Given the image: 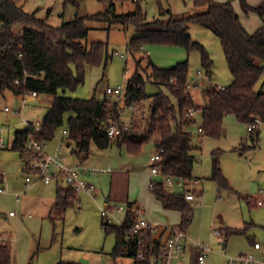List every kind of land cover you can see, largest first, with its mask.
Returning <instances> with one entry per match:
<instances>
[{"label":"rangeland","instance_id":"374dc122","mask_svg":"<svg viewBox=\"0 0 264 264\" xmlns=\"http://www.w3.org/2000/svg\"><path fill=\"white\" fill-rule=\"evenodd\" d=\"M111 1L78 0V5H74L66 4L65 0H24L23 4L26 11L47 18L53 26H60L77 14L105 11ZM114 2L120 14L135 10L137 3L133 0ZM195 2L196 0H141L149 20L159 17L161 10L167 11L165 17L171 14L180 17L205 9L196 6ZM232 2L246 24L250 25L259 20L262 25L263 18L257 11L242 10L240 0ZM86 24L89 32L82 39L83 43L90 46L94 41L107 42L108 59L98 66H87L84 82L75 89H60L59 94L78 98L95 97L99 100L112 97L107 93L108 87L121 86L123 91H126L128 80L135 72L137 63L140 64L141 71L149 72L150 61L160 67H170L188 60L189 81L202 82L199 87L190 88L195 102L200 106L208 102V90L213 87H226L233 82L234 77L219 36L198 22H191L189 30L192 40L202 44L213 60L211 77L201 65V51L198 48L188 51L180 45L145 43L144 50L140 46L130 49V39L137 33L135 26L119 22L111 24L104 19H86ZM14 31L21 34L22 25H17ZM261 84L262 81L259 82V85ZM145 89L151 96L142 103L135 104L134 109L125 105V102H120L117 95L113 96L123 105L122 121L129 125L144 126L150 115L152 95L160 89L168 92L165 87H158L151 81H147ZM52 102L53 95L45 94L23 104V96H17L11 89L0 90V136L4 138L5 143L0 146V169L3 173L0 186L6 189L5 193H0V233L7 236V242L10 241L13 264H132L131 257L115 259L112 256L117 238L114 232L105 233L101 207L123 205L127 208L128 203L123 199V195L129 191L131 201L137 199L142 204V209L146 210L147 198L156 197L149 187L151 156L157 151L156 144L151 139L143 145L139 153H130L125 145L118 147L111 144L109 147L100 148L93 143L89 158L84 160L83 165L110 167L113 171L82 174L83 179L96 186L94 194L79 191L77 199L69 207H54L58 187L67 186L64 179L60 177L50 183L37 179V173L32 171L34 169L28 171L25 168L26 161L32 160L34 156L28 151L11 148L15 130L26 126L24 119L35 124L42 122ZM194 116L196 122L186 128L192 130L195 142L200 144L199 149L193 150L196 156L193 175L194 178H199V183L192 180L188 185L192 190L201 191L202 195L198 197L199 205L196 201H191L193 216L186 230L192 240L209 245L207 264H228L229 256L252 250V241L264 243V204H257L258 199L264 200V123L258 127L259 139L253 141L248 123L229 114L224 118L221 136L212 137L198 130L202 123L201 112ZM60 145V153L64 155L63 162L74 166L79 157L67 144L63 127L56 131L53 139L45 142L44 152L53 156ZM215 156L229 187L221 186L213 179ZM121 169L126 172V177L116 185L115 190L120 197H112L107 202L106 197L111 194L113 174ZM52 171L55 172V169L52 168ZM27 176L33 178L29 187ZM169 189L181 191L182 188ZM158 207L170 218L169 221L164 219L160 223L169 222L179 226L182 221L180 211H166L161 209L160 205ZM147 209L149 211V208ZM126 210L116 213L120 220L124 219ZM228 227L244 228L245 233L232 235L227 239L224 235L217 237L213 234V230L222 231ZM224 240L228 241L226 247H223ZM188 259L189 257L185 259L184 264H191Z\"/></svg>","mask_w":264,"mask_h":264},{"label":"trees","instance_id":"16d2710c","mask_svg":"<svg viewBox=\"0 0 264 264\" xmlns=\"http://www.w3.org/2000/svg\"><path fill=\"white\" fill-rule=\"evenodd\" d=\"M23 1L0 0V90L11 89L16 95L32 91L41 95L51 94L53 102L40 129L37 130L36 124L31 122L15 130L11 146L14 150L26 151L29 133L45 143L53 139L56 131L62 127L67 130V144L82 160L89 157L93 143L100 148L117 143L125 145L130 153H139L143 145L153 139L157 149H164L159 162L163 172L183 177L190 182L195 179L193 169L196 156L193 150L199 149L200 144L195 142L192 130L186 128L196 122L195 116L187 114L189 108L201 112L200 132L212 137L221 136L224 118L229 114L248 124L256 117L264 120V0L257 7L251 6L248 0H240L244 11L255 10L263 18V24L254 32H249L244 26L232 0H196V6L205 8L203 11L188 16L171 14L165 17L167 11L161 10L160 16L153 20L147 19L141 0L137 1L135 10L122 14L117 12L116 2L112 0L105 11L77 14L60 26H53L47 18L26 11ZM65 3L78 5V0H65ZM86 19H104L111 24L119 22L135 26L137 33L130 39V49L145 43L180 45L188 51L198 48L201 51V65L211 77L213 60L202 44L192 40L189 30L191 22H198L219 36L234 77L233 82L224 88L213 87L208 90V102L200 106L188 86V60L170 67H160L150 61L149 72L141 71L137 63L127 83L125 105L142 103L151 96L145 89L147 81L165 87L168 92L160 89L152 95L150 115L144 126L130 125L112 141L107 127L111 121L121 119L123 108L113 94L103 100L59 94L60 89H75L82 84L87 66H98L108 59L107 42L94 41L90 46L83 43L82 39L89 32ZM19 24L22 25V33L16 34L14 28ZM258 127L250 130L253 141L260 137ZM25 168L32 170L28 161ZM213 179L221 186L229 187L217 156ZM188 190L171 191L165 187L162 179L158 180L152 190L165 209L181 212L182 221L179 225L185 231L193 216L191 200L186 197ZM192 191L198 197L202 195L201 191ZM77 197L78 191L72 187L59 186L54 207H69ZM138 211L134 202H128L123 222L105 224L103 219V228L105 233L116 234L117 241L112 251L115 259L126 256L133 259L132 264H148L147 260L137 257L136 237L132 234ZM220 232L227 239L232 235L244 234L245 229L228 227ZM164 235L165 231L151 242L155 235L149 232V241L156 254L163 244ZM0 264H13L10 241H0Z\"/></svg>","mask_w":264,"mask_h":264},{"label":"built area","instance_id":"2783aa9c","mask_svg":"<svg viewBox=\"0 0 264 264\" xmlns=\"http://www.w3.org/2000/svg\"><path fill=\"white\" fill-rule=\"evenodd\" d=\"M137 2L138 0H133ZM140 48L144 50V45H141ZM115 54H118L115 52ZM122 57L126 55L121 54ZM202 76L199 74V79ZM201 80H198L195 83L189 82L188 86L191 88L193 86L199 87L201 85ZM224 88V87H222ZM108 94L117 95L120 102H125V90L123 91L121 86L115 88H107ZM37 91H32L30 93H24L23 104H26L28 100L36 99L40 96ZM125 104V103H124ZM128 106V105H127ZM131 109H134V105L128 106ZM7 111L8 107L5 108ZM197 111L194 108H189L187 111L188 115L194 116ZM24 123L29 125L31 121L24 119ZM261 123H264V120L261 117H256L255 120L248 124V130H252L258 127ZM130 125L121 119L111 121L107 127V133L110 139L113 141L122 133V131L128 128ZM41 122L36 124V129H40ZM202 129L199 127V131ZM63 132L66 134L67 130L64 129ZM44 142L35 136L32 133H29L28 139L26 142V151L31 153L34 157L32 160L28 161V166L37 173V179L44 181L46 183L51 182L53 179H59L62 177L67 186L72 187L76 191H84L90 194H94L96 186L91 182L82 178V174L85 173H110L112 168H98V167H89L83 164L69 166L66 165L64 160V155H62L61 149L62 145L58 146L56 153L53 156L47 155L44 152ZM4 138L0 136V146H4ZM163 148L157 149L156 152L151 156V175L161 177L162 182L165 184L167 189L171 187L182 188L181 190L190 189L186 193L187 199L191 201H196V204L199 205L198 196L192 191L188 185V181L183 177H177L175 175L166 174L163 172L159 162L162 160ZM52 168L55 169V172L52 171ZM2 176L3 173L1 172ZM195 182H197L196 179ZM33 178L27 176V186L31 185ZM158 182L157 179L150 180L149 187L153 190ZM170 190V189H169ZM6 189L0 186V193H5ZM264 203L263 199H258V205ZM126 206L118 205H108L107 207H101V213L105 224L111 223H122L123 220H120L116 215L117 212L126 210ZM140 212V209L139 211ZM13 214V212H10ZM161 224L158 222H152L142 216H138L135 223L132 226V234L136 237L137 242V257L142 260H147L148 264H179L181 259L185 258V247L186 244L192 239L187 234L180 225L178 227L166 224L161 230ZM165 231L163 236V244L159 250V253L156 254L151 245V242H154L155 239L160 235L161 232ZM149 232L154 233L153 240L149 241ZM213 234L220 236V230H213ZM0 241L7 242V236H4L0 233ZM197 253L194 254V263L195 264H205L207 253L210 251V247L207 243L196 242L194 241ZM32 264H38L33 262ZM228 264H264V243L256 241L253 244V248L247 252H241L236 255L228 257Z\"/></svg>","mask_w":264,"mask_h":264},{"label":"crops","instance_id":"0c3cea01","mask_svg":"<svg viewBox=\"0 0 264 264\" xmlns=\"http://www.w3.org/2000/svg\"><path fill=\"white\" fill-rule=\"evenodd\" d=\"M263 0H249V3L251 4V5H253V6H257L260 2H262ZM261 4V3H260ZM243 10V9H242ZM240 15V14H239ZM240 17H241V15H240ZM242 18V17H241ZM242 20V22H243V24H244V26L247 28V30H249L250 32H253V30H255L256 28H258V27H260L261 26V23H260V21L259 20H255L254 22H252L250 25L249 24H246L245 22H244V20L243 19H241ZM263 24V23H262ZM17 96H19V95H17ZM6 108V107H5ZM198 130H199V128H198ZM64 133V132H63ZM65 134V133H64ZM15 138V137H14ZM14 141V140H13ZM113 144H116L118 147H121L120 145H118L117 143H113ZM154 154V153H153ZM79 158H77L76 159V164H83L84 163V160H82L81 159V156H78ZM89 158V157H88ZM87 158V159H88ZM29 159V158H28ZM80 159V160H79ZM87 159L85 160V161H87ZM28 161V160H27ZM26 161V162H27ZM79 161V162H78ZM78 162V163H77ZM26 164V163H25ZM76 164H74V165H76ZM113 171V170H112ZM114 173V172H113ZM126 172L124 171V169H121V170H119V172H117V173H115V174H113V177H112V187H111V194L108 196V197H106V201L107 202H109L110 201V199L112 198V197H120V195L116 192V185L118 184V183H121V181H123L124 179H125V177H126V174H125ZM85 174H88V173H85ZM151 175V174H150ZM149 175V176H150ZM157 179V180H161V177H158V176H152L151 175V180L152 179ZM196 180H197V183H199V178H195ZM50 183V182H49ZM190 187V186H189ZM119 192V191H118ZM87 193V192H86ZM89 195H93V194H90V193H88ZM113 195V196H112ZM131 197H130V192L128 191V192H126V193H124V195H123V199L124 200H126V202L128 203V202H134V204H135V206L136 207H138L139 209H140V212H138V216H142V217H144V218H146V219H148V220H152V221H155V222H158V223H160V222H163V220L164 219H166L167 221H169L170 220V218H169V216H168V214H166L165 212H162L160 209H159V207H158V205H160V208L161 209H164V210H166V211H174V210H169V209H165L164 207H163V205H162V203L155 197V198H147V207H146V210H144V209H142V204L139 202V201H137V199L136 200H133V201H131V199H130ZM136 198H138V197H136ZM157 201V202H156ZM144 202V201H143ZM264 204V203H263ZM262 204V205H263ZM147 208H149V211H148V209ZM180 218H181V214H180ZM161 225V230L163 229L162 227L163 226H165L167 223H160ZM168 224L169 225H172V224H170L169 222H168ZM174 224H176V223H174ZM172 226H175V225H172ZM217 236V235H216ZM217 237H219V236H217ZM227 242L228 241H226V240H224V242H223V247H226L227 246ZM252 248H253V244H252ZM195 253H197V249H196V247H195V244H194V242H193V240H191V241H189L187 244H186V247H185V258H183V259H181V262L179 263V264H184V262H185V259L186 258H188L189 257V259L188 260H190V263H191V256L192 255H194ZM190 256H189V255ZM188 256V257H187ZM193 264H195V263H193ZM205 264H207V263H205Z\"/></svg>","mask_w":264,"mask_h":264},{"label":"water","instance_id":"95a60500","mask_svg":"<svg viewBox=\"0 0 264 264\" xmlns=\"http://www.w3.org/2000/svg\"><path fill=\"white\" fill-rule=\"evenodd\" d=\"M84 261H85L86 263H88L86 259H84ZM193 263H194V255L191 256V264H193Z\"/></svg>","mask_w":264,"mask_h":264}]
</instances>
